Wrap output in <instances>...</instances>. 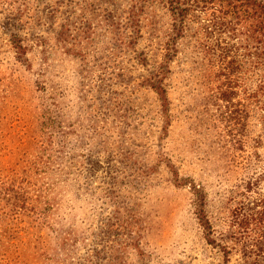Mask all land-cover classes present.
I'll use <instances>...</instances> for the list:
<instances>
[{
  "label": "rangeland",
  "instance_id": "1",
  "mask_svg": "<svg viewBox=\"0 0 264 264\" xmlns=\"http://www.w3.org/2000/svg\"><path fill=\"white\" fill-rule=\"evenodd\" d=\"M136 1L0 0V183L29 174L17 208L0 188V264L261 260L264 64L242 27L204 15L170 50L167 8L138 27ZM161 153L205 189L216 246Z\"/></svg>",
  "mask_w": 264,
  "mask_h": 264
},
{
  "label": "trees",
  "instance_id": "2",
  "mask_svg": "<svg viewBox=\"0 0 264 264\" xmlns=\"http://www.w3.org/2000/svg\"><path fill=\"white\" fill-rule=\"evenodd\" d=\"M149 3L163 4L169 11L172 19V42L169 48H174L176 39L183 37L187 31L189 21L197 15H204L209 20L207 26L211 29L236 30L240 27L249 37V41L256 49V59L264 64V0H137L132 7L131 16L139 27L140 13ZM214 29V30H215ZM167 69L161 68L153 77H150V87L155 92L160 111L163 116L164 134H168L171 125V101L168 90L164 83ZM160 161L173 176V181L179 186H190L192 192L193 213L197 223L202 228L204 237L214 246L217 245L213 237L214 229L207 211V194L201 185L188 181L180 175L179 169L173 160L165 153L159 155ZM28 170H24V175L20 180L8 178L7 182L0 183V188H4V193L11 192L7 198L11 206H19L25 199V190L29 185ZM11 177V176H8ZM11 197L15 200L11 202ZM264 213V212H263ZM259 254L261 260L255 264H264V230L259 239ZM228 254L227 247H223Z\"/></svg>",
  "mask_w": 264,
  "mask_h": 264
}]
</instances>
